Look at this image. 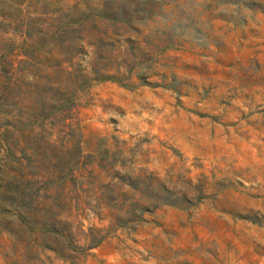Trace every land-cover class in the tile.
I'll use <instances>...</instances> for the list:
<instances>
[{"label": "rangeland", "instance_id": "rangeland-1", "mask_svg": "<svg viewBox=\"0 0 264 264\" xmlns=\"http://www.w3.org/2000/svg\"><path fill=\"white\" fill-rule=\"evenodd\" d=\"M153 1L164 6L153 27L173 23L181 42L157 57L150 84L92 82L68 103L55 89L63 74L35 73L36 87L14 80L15 64L5 94L0 77V264H264V0ZM15 176L32 226L52 214L61 234L82 224L73 259L40 238L21 251L3 232L1 180ZM136 178L141 205L150 191L174 204L129 213L117 195Z\"/></svg>", "mask_w": 264, "mask_h": 264}, {"label": "trees", "instance_id": "trees-1", "mask_svg": "<svg viewBox=\"0 0 264 264\" xmlns=\"http://www.w3.org/2000/svg\"><path fill=\"white\" fill-rule=\"evenodd\" d=\"M4 3L10 7L0 9V23L15 26L14 33L3 31L0 35V77L6 81L2 85L1 80V94L9 91L13 83V74L5 71L15 64L18 70L14 80L27 77L36 87L41 77L35 73H44L53 84H58L59 74L65 75L66 84L55 89L66 95L64 102L68 103L75 93L92 82L110 80L130 85L138 80L141 84H150L148 78L157 57L181 42L172 31L173 23L153 27L164 8L153 0H4ZM27 6L32 10H25ZM94 170V163L80 169L83 184ZM68 171L64 182L72 183L75 173L72 168ZM20 178L26 179L24 185H27L31 175L22 173ZM18 184L16 176L1 180L3 232L21 251L33 249L40 238L41 247L73 259L71 252L82 245L70 230L75 222L77 230L82 229V224L75 218L70 219L66 233L61 234L52 214L51 222L32 226L28 221L32 215L31 201L19 195L24 186L20 191L15 190ZM126 184L128 187L120 189L117 196L127 199L129 213L147 209L146 204L151 203L145 202L174 204L168 195L150 191L145 195L148 201L141 205L140 198L135 199L137 194L141 195L139 178ZM59 234L62 244L55 245ZM101 241L102 238L92 241L90 247L98 246Z\"/></svg>", "mask_w": 264, "mask_h": 264}]
</instances>
